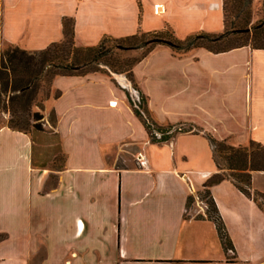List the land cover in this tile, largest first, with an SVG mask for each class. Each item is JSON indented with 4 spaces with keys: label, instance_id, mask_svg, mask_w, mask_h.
I'll return each mask as SVG.
<instances>
[{
    "label": "crops",
    "instance_id": "0c3cea01",
    "mask_svg": "<svg viewBox=\"0 0 264 264\" xmlns=\"http://www.w3.org/2000/svg\"><path fill=\"white\" fill-rule=\"evenodd\" d=\"M223 3L0 0V53L62 40L65 18L81 46L166 28L179 38L221 32ZM52 84L61 167L36 164L34 136L2 122L0 110V264H264V209L231 178L210 190L234 249L202 200L194 208L203 216L187 204L221 170L211 137L264 143V48L177 53L158 44L132 77L96 70L57 74ZM135 90L146 114L136 111ZM145 115L164 128L156 138L169 137L154 140ZM180 123L192 127L172 131ZM122 150L132 156L118 163ZM252 185L264 191V170L252 171Z\"/></svg>",
    "mask_w": 264,
    "mask_h": 264
},
{
    "label": "trees",
    "instance_id": "16d2710c",
    "mask_svg": "<svg viewBox=\"0 0 264 264\" xmlns=\"http://www.w3.org/2000/svg\"><path fill=\"white\" fill-rule=\"evenodd\" d=\"M251 1L224 0V30L221 32L200 31L188 35L186 38H179L174 30L166 28L139 31L121 37L106 35L97 45L81 46L75 41L72 19L65 18L63 22L65 36L62 40L54 41L47 47L35 50L14 44H9L1 50L0 110L9 111L10 116L7 124L12 128L27 132H30L32 127L42 129L36 120L42 118L43 113H40L39 110H33V106L41 107V103L38 102V93L43 81L53 79L57 74L88 72L90 70H85V68L89 64L118 50L145 48L146 50L141 56L143 57L158 44H168L177 53H184L199 46L216 51L243 44L264 48V17L253 26H249L248 18H242V14L247 11ZM262 11L264 16V0ZM242 19L244 21L240 23ZM241 34L247 36L245 42L223 48H215L210 45V43L221 42L230 36ZM141 57L134 62L120 61L111 64L117 69L127 70L132 76L133 66ZM144 102L145 95L142 94L140 107L135 106L139 114L147 111ZM144 120L154 140H164L169 137V135L163 134L161 138H156L152 132L156 129L161 130L163 127L148 116ZM211 142L214 159L221 170L205 181L202 197L208 204L207 216L216 222L224 247L227 250H232L234 249L233 241L218 210L210 186L224 178H231L243 192L252 197L264 209V191L254 188L252 185V171L264 170V143L252 140L248 145H236L229 143L226 139L215 137H211ZM220 159L225 160L227 164L222 165ZM39 165H45V163ZM226 168L233 170V172L227 173ZM193 199L194 196L189 195L187 204L190 205ZM4 237L5 233L0 232V240Z\"/></svg>",
    "mask_w": 264,
    "mask_h": 264
},
{
    "label": "rangeland",
    "instance_id": "374dc122",
    "mask_svg": "<svg viewBox=\"0 0 264 264\" xmlns=\"http://www.w3.org/2000/svg\"><path fill=\"white\" fill-rule=\"evenodd\" d=\"M262 4L263 0H252L251 5L248 6L247 11H245L242 14V18H248L249 19V26H253L255 23L260 21L263 16L262 11ZM231 18V17H229ZM240 20V23L244 21ZM246 35H233L221 42L217 43H210L211 46L215 48H223L228 47L231 45L239 44L246 41ZM145 48H135V49H126V50H118L114 52L111 55H107L105 57H102L101 60L93 62L89 64L85 70L90 71H96V70H103L107 72H115V73H126L127 76L132 77L130 75V72L127 70L117 69L115 66H113L111 63H118V62H134L139 57L143 55L145 52ZM53 79H48L43 81L42 85L40 86V90L38 93V102L41 103V107L38 105L33 106V110H39L40 113H43V117L40 119H37L36 121L41 125L42 129H36L31 128L30 133L35 138L36 144L34 149V162L36 164L45 163L52 169L59 168L64 163V153L62 152L59 144V136L56 132V117L53 109L50 106V98L56 95V91L53 88ZM6 113V116L2 118V122L7 124L8 118L10 116L9 111H2ZM146 112V111H145ZM143 114H146V113ZM149 115V113L147 112ZM148 115H145L148 116ZM150 116V115H149ZM148 116V117H149ZM175 126L172 127V131L179 130L181 128H191V125H188L186 123H180V124H174ZM237 145V144H236ZM132 156L131 152L122 150L119 154L118 159L116 162L120 163L124 161V159H127L129 161L130 157ZM108 162H115L112 156H109L107 158ZM222 165H226V161L223 159H220ZM225 171L227 173H232L233 170L226 168ZM55 181V174H52L49 179V184H53ZM204 189L199 191L197 197L195 196L193 201L191 202L193 209L192 211L196 213L197 215H201V212L197 211L195 206V201L202 200L203 204L206 207V212L208 210V204L206 200L202 197V194L204 193Z\"/></svg>",
    "mask_w": 264,
    "mask_h": 264
},
{
    "label": "built area",
    "instance_id": "2783aa9c",
    "mask_svg": "<svg viewBox=\"0 0 264 264\" xmlns=\"http://www.w3.org/2000/svg\"><path fill=\"white\" fill-rule=\"evenodd\" d=\"M134 92L135 93L133 95V102H134L136 107H140V104L142 103V94L140 92H138V90H135ZM113 102L115 103V101H113Z\"/></svg>",
    "mask_w": 264,
    "mask_h": 264
}]
</instances>
